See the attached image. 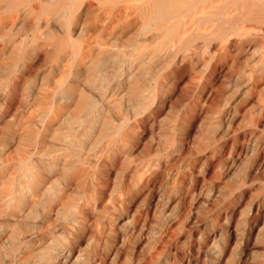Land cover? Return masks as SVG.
Listing matches in <instances>:
<instances>
[{"label":"rangeland","instance_id":"rangeland-1","mask_svg":"<svg viewBox=\"0 0 264 264\" xmlns=\"http://www.w3.org/2000/svg\"><path fill=\"white\" fill-rule=\"evenodd\" d=\"M36 2L37 0L24 2L20 5L22 8L19 6L20 9L13 10V13L0 10V264H110L113 259L115 262L111 264H252L263 261L264 238L254 240L258 229L264 224V205L259 208L258 220L254 223L248 239L245 231L251 202L255 200L258 203L264 196V143L261 142L264 123L256 127L249 117V113L255 109L252 106L255 101L249 99L247 105L241 102L244 100L240 96L242 91L236 85L241 80H229L217 73H211V63L207 64L209 67L205 65L200 55H207L202 41L199 42L201 38H188L187 27H181L178 32L169 35L168 27H147L145 15L137 13L131 17L122 14L119 16L117 10L123 4L111 7L90 0L88 6L87 2L79 3L71 15H56L51 12L54 3L49 0ZM171 21L168 22L169 25ZM180 41L184 42L183 47ZM179 44L182 53L179 51L177 54ZM188 47L195 49V52L198 50L196 53L199 55ZM180 53L185 58L180 57ZM199 57L202 58L200 61L197 60ZM215 87L219 90L213 89ZM234 91L238 92L230 99ZM222 93L225 97L219 100ZM157 94L159 96L156 97ZM216 95L218 98H215ZM208 101L213 102V107L217 108L211 106L210 109L209 104L204 106ZM240 102L243 105H239L237 111L235 106H228L224 111L223 106L221 107L224 103L234 105ZM138 103L141 108L133 105ZM133 108L137 111L139 109V112L135 113ZM144 108L147 109L146 112ZM209 109L210 112L207 111ZM69 121H74V124ZM121 122L124 128L121 127ZM257 149L263 154H257ZM121 152H125L124 155ZM254 155H258V158ZM146 158L152 162V169L157 171L150 170L153 177L150 212L145 221L146 230L144 227L141 233L133 231L131 235L130 228L133 227L134 230L135 226L138 229L140 223L124 228L122 223L125 218L112 221L113 214L108 215L111 211L106 207L111 205L112 198L121 190L122 181L132 183L131 179L138 175L140 164ZM127 159L133 162H128ZM51 161L53 164L49 166L53 168L50 169L46 164ZM75 161L81 163L77 166ZM28 162L29 166H34H31V173L28 174L30 176L24 177ZM72 167L75 169L72 172H76L75 175L71 172L73 177L69 175ZM90 168L93 170L89 172ZM33 174L37 180L32 178ZM103 179L109 183L108 186L103 185L106 183ZM26 182L30 183L29 189L25 186ZM36 182L39 187H36ZM56 186L62 190L59 191ZM30 188L39 190L34 192ZM99 188L104 189L105 196L102 195L99 201H94L93 196ZM63 189L66 192L64 197L61 196L65 195ZM29 192H32L31 195ZM51 195L57 196V199ZM141 197L142 193L136 194L129 203L125 214L128 219L139 210ZM164 209L171 212V217L163 219L159 215L160 210ZM81 212L84 216L87 213L86 219L82 218ZM79 222L82 225H78ZM96 224H99V228ZM87 225H91L92 229ZM165 231L167 232L164 233ZM151 233L157 235H153L155 240ZM99 234L102 235L100 238L97 236ZM135 234H140V240ZM124 237L132 238L128 241ZM132 239L136 240L133 242ZM56 241L60 242L61 248ZM94 242L97 246H94ZM128 242L130 246L125 245ZM53 243H57V246H53ZM161 244H165V248ZM49 252L54 253L52 255Z\"/></svg>","mask_w":264,"mask_h":264},{"label":"bare ground","instance_id":"bare-ground-1","mask_svg":"<svg viewBox=\"0 0 264 264\" xmlns=\"http://www.w3.org/2000/svg\"><path fill=\"white\" fill-rule=\"evenodd\" d=\"M27 1H29V0H0V10H1V12H3V11H11L12 13H13V10H17L18 9V7L22 4V3H24V2H27ZM50 2H52V3H54L55 5L52 7V9H51V12H55V14L57 13H60V14H66V15H71L73 12H74V10H75V8H76V6L79 4V3H83V2H87L86 3V5L87 4H89L90 3V0H49ZM95 1H97L98 3H100V4H105V5H110L111 7L113 6V5H117V4H123V5H121L120 7L121 8H119L118 10H117V12L120 14L119 16H132V15H135V14H137V13H139V14H142V15H145V17H146V26L147 27H149V26H152L154 29H159V28H169L170 30L168 31V33L167 34H169V35H171V34H175L176 32H178L177 30L179 29L180 30V28L181 27H187V30H189V33H188V38H191V37H198V38H201V40H199V39H197V40H199V42L200 41H202V45L203 46H205V48H206V53H207V55L204 53H202V54H200L201 55V57L204 59L203 61H204V64L205 65H207V64H209L210 65V63H211V67H212V72L211 73H217L219 76H224L226 79H229V80H231L230 78H233L234 80H237V79H240L241 80V82H239L238 84H236L237 85V87L239 86L241 89V95L240 96H242V99L244 98V100H241V102L242 103H245L246 104V102L249 100V99H254V103H253V101H252V103L253 104H255V105H253L252 104V106H254L255 107V109L253 110V111H251L250 113H249V117L250 118H252V121H253V123H254V125L256 126V127H259L262 123H264V0H95ZM37 2H38V0H37ZM36 2V3H37ZM48 2V1H47ZM32 3V2H31ZM43 3V2H42ZM93 3V2H92ZM35 4V3H34ZM44 4V3H43ZM51 5V4H50ZM92 5H94V3L92 4ZM25 6V5H24ZM43 6V5H42ZM83 6H85V5H83ZM88 6V5H87ZM87 6H86V8H87ZM90 6H91V4H90ZM21 7V6H20ZM34 7H36L37 8V5L35 4L34 5ZM50 7V6H49ZM22 8V7H21ZM27 8H28V6H27ZM36 8H34V9H36ZM20 9V8H19ZM18 9V10H19ZM47 9H48V7H47ZM47 9H45V10H47ZM81 9H82V7H81ZM83 10V9H82ZM85 10V9H84ZM83 10V11H84ZM115 10V9H114ZM31 11H32V9H31ZM80 11V10H79ZM82 11V12H83ZM86 11V10H85ZM10 12V13H11ZM45 12V11H44ZM44 12H43V14H44ZM4 13H7V12H4ZM19 13V12H18ZM56 14V15H57ZM76 14V13H75ZM74 14V15H75ZM82 14H84V12L82 13ZM122 14V15H121ZM42 15V14H41ZM53 15V14H52ZM108 15V14H107ZM45 16V15H44ZM82 16V15H81ZM138 16H140V15H138ZM62 17H64V15L62 16ZM67 17V16H66ZM102 17V16H101ZM109 17V16H108ZM7 18V17H6ZM5 18V19H6ZM56 18H58V17H56ZM60 19H61V17H59ZM65 18V17H64ZM72 18V17H71ZM70 18V19H71ZM80 18V17H79ZM103 18H105V17H103ZM102 18V19H103ZM101 19V18H100ZM106 19V18H105ZM105 19H104V21H105ZM108 19V18H107ZM127 19V18H126ZM3 20V19H2ZM20 20V19H19ZM63 20V19H62ZM66 20V19H65ZM116 20V19H115ZM140 20V19H139ZM172 20V21H171ZM8 21H9V19H8ZM101 21H103V20H101ZM169 21H171L172 23H171V25H169ZM10 22V21H9ZM17 22H18V20H17ZM69 22V21H68ZM8 23V22H7ZM11 23V22H10ZM103 23V22H102ZM111 23V22H110ZM119 23V22H118ZM1 24V23H0ZM101 24V23H100ZM99 24V25H100ZM105 23H103L102 25L103 26H105L104 25ZM115 24V23H114ZM2 25V24H1ZM142 25H144V24H142ZM141 25V26H142ZM7 26V25H6ZM63 26V25H62ZM101 26V25H100ZM110 26V25H109ZM112 26H113V24H112ZM136 26V25H135ZM134 26V27H135ZM75 27V26H74ZM74 27H73V29H74ZM92 27V26H91ZM96 27V26H95ZM123 27V25L122 26H120L119 28L121 29ZM133 27V26H132ZM118 27H117V31H119L120 29H119ZM138 28V27H137ZM146 28V27H145ZM167 28V29H168ZM92 29V28H91ZM102 29V28H101ZM119 29V30H118ZM133 29V28H132ZM131 29V30H132ZM135 29H136V27H135ZM141 29V28H140ZM139 29V30H140ZM166 29V30H167ZM107 30H108V28H107ZM130 30V31H131ZM126 31V30H125ZM145 31V30H144ZM156 31V30H155ZM159 31V30H158ZM157 31V32H158ZM163 31V30H162ZM74 32V31H73ZM137 32H139V31H137ZM140 32H141V30H140ZM149 32H150V30H149ZM154 32V31H153ZM160 32H161V30H160ZM83 33V32H82ZM123 33H125V32H123ZM148 33V32H147ZM152 33V32H151ZM159 33V32H158ZM186 33V34H187ZM75 34V33H74ZM80 34V33H79ZM99 34V33H98ZM154 35V34H153ZM160 36V35H159ZM186 36V35H185ZM169 37V36H168ZM172 37V36H171ZM71 39H72V37H71ZM184 39V38H183ZM186 39V38H185ZM165 41H166V38L164 39ZM164 40H163V42H164ZM73 41V40H72ZM76 41V40H75ZM185 41V40H184ZM196 41V40H195ZM194 41V42H195ZM85 42H86V40H85ZM181 42V45H182V47H183V43H182V41H180ZM197 42V41H196ZM172 43V42H171ZM86 44V43H85ZM87 44H88V42H87ZM170 44V43H169ZM168 44V45H169ZM84 45V44H83ZM167 45V46H168ZM175 45H177L176 43H175ZM180 45V44H179ZM178 45V46H179ZM181 45H180V49L177 51V54H178V52L181 50ZM132 46H133V44H132ZM156 46H158V45H156ZM197 46V45H196ZM176 47V46H175ZM197 47H200V45L199 46H197ZM81 48V47H80ZM83 48V47H82ZM81 48V49H82ZM189 48V47H188ZM194 48H195V46H194ZM201 48V47H200ZM78 49V48H77ZM80 49V50H81ZM154 49H155V47H154ZM159 49H161V47L159 48ZM159 49L157 50V51H159ZM163 49V48H162ZM171 49H174V48H171ZM190 49V48H189ZM193 48H191L190 50H192ZM198 49V48H197ZM185 50V49H184ZM183 50V51H184ZM195 49H193V51H194ZM200 50V49H199ZM129 51V50H128ZM156 51V50H155ZM157 51H156V53H157ZM198 51V50H197ZM196 51V52H197ZM181 52V51H180ZM195 52V51H194ZM195 52V54H197V55H199L198 53H196ZM199 52V51H198ZM202 52H203V50H202ZM134 53H135V51H134ZM159 53V52H158ZM157 53V54H158ZM182 53V52H181ZM181 53H180V57L182 56V55H184V54H182L181 55ZM156 54V55H157ZM187 54V52L185 53V55ZM188 54H190V51L188 52ZM191 54H192V52H191ZM163 55V54H162ZM165 55V54H164ZM131 56H132V54H131ZM177 56V55H176ZM189 56V55H188ZM160 57V56H159ZM183 57V56H182ZM187 57V56H186ZM190 57V56H189ZM188 57V58H189ZM198 57V56H197ZM130 58V57H129ZM167 58H168V56H167ZM183 58H185V57H183ZM202 58H200L199 57V59L197 58V60L198 61H200ZM99 59V58H98ZM151 59V58H150ZM187 59V58H186ZM77 60V59H76ZM132 60V59H131ZM156 60H157V58H156ZM176 60H177V58H176ZM189 60H190V58H189ZM197 61V63H199ZM151 62V61H150ZM174 62V61H173ZM101 63V62H100ZM130 63V62H129ZM201 63H203V62H201ZM190 64H192V63H190ZM180 65V64H179ZM203 65V64H202ZM175 66H177L178 67V65H175ZM193 66V65H192ZM208 66V65H207ZM132 67V66H131ZM202 67V66H201ZM209 67V66H208ZM182 68V67H181ZM205 68V67H204ZM176 70V69H175ZM181 70V69H180ZM183 70V69H182ZM132 71V70H131ZM136 71H138V70H136ZM201 71V70H200ZM205 71H207L206 69H205ZM211 71V70H210ZM78 72V71H77ZM141 72V71H140ZM173 72V71H172ZM208 72V71H207ZM206 72V73H207ZM133 73V72H132ZM204 73V72H203ZM78 74V73H77ZM126 74V73H125ZM138 74H140V73H138ZM132 75V74H131ZM134 75V74H133ZM204 75V74H203ZM202 75V76H203ZM119 76V75H118ZM205 76V75H204ZM216 76V75H215ZM208 77H211V76H209V74H208ZM207 77V78H208ZM132 78H133V76H132ZM203 78V77H202ZM205 78V77H204ZM206 79V78H205ZM211 79V78H210ZM223 79V78H222ZM204 80V79H203ZM224 80V79H223ZM19 82V81H18ZM209 83V82H208ZM217 83V82H216ZM232 83V82H231ZM210 84V83H209ZM225 84H228V82H225ZM205 85V84H204ZM222 85H224V84H222ZM219 86V85H218ZM217 86V87H218ZM230 86H231V84H230ZM233 86V85H232ZM234 86H235V84H234ZM12 87V86H11ZM205 87V86H204ZM220 87V86H219ZM218 87V88H219ZM223 88H224V86H222ZM221 87V89H223ZM226 87V86H225ZM236 87V86H235ZM234 87V88H235ZM238 87V88H239ZM104 88V87H103ZM213 89H216V87L215 88H213ZM207 90V89H206ZM216 90H219V89H216ZM224 90H225V88H224ZM233 90V89H232ZM239 90V91H240ZM17 91V90H16ZM201 92H205V91H201ZM215 92V91H214ZM217 92V91H216ZM220 92V91H219ZM225 92V91H224ZM235 92L236 91H234V95L232 94V98H230V99H233L234 97L233 96H235ZM238 92V91H237ZM237 92H236V94H237ZM208 93V92H207ZM156 94V93H155ZM154 94V95H155ZM201 94V93H200ZM206 94V93H205ZM228 94V93H227ZM11 95V94H10ZM9 95V96H10ZM218 95V94H217ZM217 95L215 96V98L217 97ZM226 95V94H225ZM157 96H159V94H157L156 95V97ZM207 96V95H206ZM210 96V95H209ZM219 96V95H218ZM221 96V97H220ZM220 96H219V100H220V98H222V97H225V96H223V93L222 94H220ZM237 96V95H236ZM13 97V96H12ZM11 97V98H12ZM201 98V97H200ZM208 98V97H207ZM213 98V96L211 97V100H213L212 99ZM214 98V99H215ZM218 98V97H217ZM241 98V97H240ZM63 99V98H62ZM155 99V98H154ZM158 99V98H157ZM156 99V100H157ZM204 99H206V98H204ZM210 99V98H209ZM226 99H229L228 97L226 98ZM229 99V100H230ZM151 100H152V98H151ZM207 100V99H206ZM206 100H203L204 102H206ZM216 101L218 100V99H215ZM215 100H214V102H215ZM225 100V99H224ZM235 100V99H234ZM238 100V99H237ZM130 101V100H129ZM149 101V100H148ZM203 101H202V103H203ZM226 102H227V100H225ZM238 101H240V100H238ZM251 101V100H250ZM128 102V101H127ZM138 102H140V101H138ZM218 102H221V101H218ZM217 102V104H220V103H218ZM223 102V101H222ZM235 102V101H234ZM237 102V101H236ZM239 103V104H234V105H231V104H228V103H224V104H222L221 105V107L223 108V111H224V109H226L228 106H235L234 107V109L237 111V110H239L238 108H239V105H241L242 103ZM132 103V102H131ZM145 103V102H144ZM151 103V102H150ZM201 103V104H202ZM213 103V102H212ZM211 102L209 103V101H208V103H204V106L205 105H207V104H209L210 105V107L212 106L213 107V104H212ZM216 103V102H215ZM214 103V104H215ZM153 104V103H152ZM212 104V105H211ZM216 104V105H217ZM249 104H251L250 102H249ZM248 104V105H249ZM132 105V104H131ZM133 105H138L136 108H141L139 105V103L138 104H133ZM142 105H143V103H142ZM141 105V106H142ZM145 105V104H144ZM209 105H208V108H209ZM216 105H214V106H216ZM243 105V104H242ZM247 105V104H246ZM87 106V105H86ZM89 106V105H88ZM91 106H94V105H92L91 104ZM146 106H147V104H146ZM145 106V107H146ZM219 106V105H218ZM51 108H52V106H50ZM58 107V106H57ZM63 107V106H62ZM95 107V106H94ZM121 107V106H120ZM132 107V106H131ZM134 107V106H133ZM212 107L210 108V109H212ZM245 107H247V106H245ZM55 108H56V106H55ZM92 108V107H91ZM135 108V107H134ZM134 108H133V110L132 111H135V113H137V112H139V109H138V111H137V109L136 110H134ZM147 108V107H146ZM207 108V109H208ZM213 108H215V107H213ZM216 108H217V106H216ZM215 108V109H216ZM241 108V107H240ZM243 108V107H242ZM248 108H250V106H248ZM252 108V107H251ZM147 109H149V108H147ZM147 109H145L144 108V110H145V112H146V110ZM210 109L209 110H207L208 112H210ZM214 109V110H215ZM229 109H231V107L229 108ZM233 109V110H234ZM141 110H143V109H141ZM220 110H221V108H220ZM232 110V109H231ZM231 110H229V111H231ZM49 111H52V109L51 110H49ZM90 111V110H89ZM222 111V112H223ZM245 111H248V110H246L245 109ZM250 111V110H249ZM45 112H46V110H45ZM144 112V111H143ZM228 112V111H227ZM135 113L133 114V115H135ZM148 113V112H147ZM213 113V112H212ZM215 113H216V110H215ZM225 113V112H224ZM223 113V114H224ZM229 113V112H228ZM246 113V112H245ZM244 113V114H245ZM49 114V113H48ZM131 114V115H132ZM139 114V113H138ZM141 114V113H140ZM146 114V113H145ZM144 114V115H145ZM149 114V113H148ZM147 114V115H148ZM151 114H152V112H151ZM214 114V113H213ZM223 114H222V116H223ZM227 114V113H226ZM239 114V113H238ZM132 115V116H133ZM142 115V114H141ZM143 115V116H144ZM215 115V114H214ZM219 115H221L220 113H219ZM139 116V115H138ZM149 116V115H148ZM225 116V115H224ZM247 115H245V117H246ZM49 117V116H48ZM131 117V116H130ZM216 117V116H215ZM221 117V116H220ZM232 117H233V115H232ZM249 117H247V119L249 118ZM85 118V117H84ZM96 118V117H95ZM102 118V117H101ZM128 118H129V115H128ZM135 118V117H134ZM142 118V117H141ZM140 118V119H141ZM153 118V117H152ZM151 118V119H152ZM227 118V117H226ZM234 118V117H233ZM49 119H50V117H49ZM133 119V118H132ZM222 119V118H221ZM91 120H92V118H91ZM124 120V119H123ZM127 120V119H126ZM130 120V119H129ZM135 120V119H134ZM144 120H148V119H145L144 118ZM249 121H250V119H248ZM46 121V120H45ZM78 121V120H77ZM125 121V120H124ZM123 121V122H124ZM221 121V120H220ZM220 121H218V122H220ZM44 122V121H43ZM51 122H54V120L53 121H51ZM50 122V123H51ZM70 123H71V121H69ZM74 122V121H73ZM71 123V124H74V123ZM101 122V121H100ZM99 122V123H100ZM123 122H121L122 123V126L121 127H123ZM135 122H137V121H135ZM140 122V121H139ZM147 122V121H146ZM96 123V122H95ZM128 123H130V122H128ZM127 123V124H128ZM221 123V122H220ZM232 123V122H231ZM57 124V123H56ZM92 124V123H91ZM143 124V123H142ZM145 124V123H144ZM224 124V123H223ZM50 125V124H49ZM121 125V124H120ZM129 125V124H128ZM128 125H126V126H128ZM139 125V124H138ZM117 126V125H116ZM119 126V125H118ZM125 126V125H124ZM135 126H137V125H135ZM140 126H142V125H140ZM68 127V126H67ZM255 127V128H256ZM115 128V127H114ZM119 128V127H118ZM117 128V129H118ZM124 128V127H123ZM136 128V127H135ZM140 128V127H139ZM226 128V127H225ZM120 129V128H119ZM118 129V130H119ZM122 129V128H121ZM126 129V128H125ZM128 129V128H127ZM136 129H138V128H136ZM143 129V128H142ZM262 129H264V128H262ZM124 130V129H123ZM144 130H145V128H144ZM122 131V130H121ZM126 131V130H125ZM72 132V131H71ZM70 132V133H71ZM74 132V131H73ZM132 132V131H131ZM69 133V132H68ZM136 132H134V134H135ZM60 134V133H59ZM140 134V133H139ZM74 136V135H73ZM121 136V135H120ZM134 137V136H133ZM73 138V137H72ZM123 138V137H122ZM121 138V139H122ZM135 138V137H134ZM222 138V137H221ZM120 139V138H119ZM138 139V138H137ZM140 139V138H139ZM262 141L261 142H263L264 143V135H263V137H262ZM66 141H68V140H66ZM119 141H121V140H119ZM130 141V140H129ZM134 141V140H133ZM256 141V140H255ZM112 142V141H111ZM121 142H123V141H121ZM120 142V143H121ZM110 143V142H109ZM138 143V142H137ZM128 145H130V144H128ZM136 145V144H135ZM255 145V144H254ZM257 145V144H256ZM264 145V144H263ZM263 145L262 146H260L261 148L263 147ZM123 146V145H122ZM115 147V146H114ZM120 147V146H119ZM124 147V146H123ZM113 148V147H112ZM127 148V147H126ZM125 148V149H126ZM122 149V147L120 148V150ZM128 149V148H127ZM126 149V150H127ZM259 149V148H258ZM257 149V150H258ZM110 150H111V148H110ZM106 151V150H105ZM255 151V150H254ZM259 151L260 150H258L257 151V154H260L259 153ZM117 152V151H116ZM126 152V151H125ZM124 152V153H125ZM131 152V151H130ZM241 152V151H240ZM256 152V151H255ZM263 152V151H262ZM261 152V153H262ZM77 153V152H76ZM122 153V152H121ZM124 153H122L123 155H124ZM55 154V153H54ZM103 154V153H102ZM116 154V153H115ZM120 154V153H119ZM252 154V153H251ZM263 154V153H262ZM262 154H260V155H262ZM108 155H109V153H108ZM112 156L114 155V154H111ZM121 155V154H120ZM122 155V156H123ZM130 155V154H129ZM133 155V154H132ZM131 155V156H132ZM150 155V154H149ZM256 155V154H255ZM254 155V157H256ZM107 156V155H106ZM111 156V157H112ZM119 156V155H118ZM118 156H117V158H118ZM126 156V155H125ZM101 157H103V156H101ZM109 157V156H108ZM114 157H115V155H114ZM134 157V156H133ZM142 157V156H141ZM146 157V156H145ZM144 157V158H145ZM236 157V156H235ZM83 158V157H82ZM86 158V157H85ZM106 158V157H105ZM121 158V157H120ZM127 158V157H126ZM129 158V157H128ZM136 158V157H135ZM135 158H133V159H135ZM153 158V157H152ZM256 158H258V155H257V157ZM255 158V159H256ZM53 159H54V157H53ZM77 159H79V158H77ZM76 159V161H78ZM99 159V158H98ZM104 159V158H103ZM130 159V158H129ZM129 159H127V161L128 162H130L131 160H129ZM140 159H142V158H140ZM147 160L146 161H148V158H146ZM97 160V159H96ZM95 160V161H96ZM112 160V159H111ZM114 160V159H113ZM118 160V162H119V159H117ZM124 160V159H123ZM139 160V159H138ZM143 161H144V159H142ZM151 160V159H150ZM157 160V159H156ZM261 160H263L262 158H261ZM55 161V163H56V160H54ZM64 161V160H63ZM75 161V162H76ZM88 161H89V159H88ZM93 161V160H92ZM115 161V160H114ZM142 162V165L140 164V166H141V168H139L140 170H139V173H138V175L137 176H135V178L134 179H131L132 180V183H130L129 184V182L126 180V181H122L121 183L122 184H120V185H122L121 186V190L119 191V192H116L117 194L112 198V201H111V205H108V207H106V208H108L110 211H111V214L109 213H107L108 215H112V221H114V220H119V221H121V220H123L124 218H125V220H124V222L122 223V225H123V227L125 228L126 226L127 227H130L131 225H133V224H139L140 223V225H138L137 227H138V229L136 228L135 229V226H134V230H133V227H131L130 229H131V235H132V232L134 231H136L137 233H141L142 231L141 230H143V228L145 227V225H147L146 223H145V221H146V219H147V217H149V208H150V201L152 200V173H151V171L150 170H154V168L152 169V167H154V166H152L153 164H151L152 162L151 161H148V162ZM26 162V161H25ZM25 162H22V163H25ZM47 162V161H46ZM50 162V161H49ZM58 162V161H57ZM72 162V161H71ZM80 163H81V161H79ZM86 162V161H85ZM107 162V161H106ZM113 162V161H112ZM123 162V161H122ZM131 162H133V161H131ZM261 162H263V161H261ZM22 163H20L21 165V167H23L22 166ZM76 163H78V162H76ZM80 163H78L77 164V166L80 164ZM97 163V162H96ZM95 163V164H96ZM100 163V162H99ZM102 163V162H101ZM117 162H115V164H116ZM138 163V162H137ZM154 163V162H153ZM29 162L27 163V168H26V166H25V170H24V174H25V176L24 177H26L28 174H30L31 173V166L33 165V164H31V166H29ZM44 164H46V163H44ZM51 164H53V162L51 161V163H49L48 165L46 164V166H51ZM72 164H74V163H72ZM71 164V165H72ZM83 164V163H82ZM81 164V165H82ZM88 164V163H87ZM86 164V165H87ZM92 164V163H91ZM126 164H127V162H126ZM132 164H134V163H132ZM135 164H136V161H135ZM25 165H26V163H25ZM75 165V164H74ZM73 165V166H74ZM98 165H100V164H98ZM130 165V164H129ZM128 165V166H129ZM165 165H167V164H165ZM164 165V166H165ZM19 166V167H20ZM34 166V165H33ZM45 166V167H46ZM49 166V168L51 169V168H53V166L52 167H50ZM70 166V165H69ZM104 167H105V165H103ZM118 166V165H117ZM133 166V165H132ZM136 167L138 166V164H136L135 165ZM177 166V165H176ZM254 166V165H253ZM257 166V165H256ZM80 167H82V166H80ZM86 167V166H85ZM101 167V166H100ZM134 167V166H133ZM161 167V166H160ZM259 167H260V165H259ZM258 167V168H259ZM48 168V167H47ZM47 168H45V169H47ZM64 168V167H63ZM66 168V167H65ZM73 168V167H72ZM83 168H84V166H83ZM137 168V169H138ZM179 168V167H178ZM253 168V167H252ZM251 168V169H252ZM256 168V167H255ZM24 169V168H23ZM33 169V168H32ZM85 169V168H84ZM92 168H90L89 169V172H90V170H91ZM116 169V168H115ZM160 169V168H159ZM34 170H36V169H34ZM33 170V171H34ZM72 170H75L74 168L73 169H71V171H70V176H72L71 175V172H72ZM93 170V169H92ZM95 170H96V168H95ZM100 169H98V171H99ZM105 170V169H104ZM127 170V169H126ZM128 170H129V167H128ZM131 170V169H130ZM136 170V169H135ZM156 170V169H155ZM154 170V171H155ZM163 170V169H162ZM179 170V169H178ZM182 170H184V169H182ZM256 170V169H255ZM260 170V169H259ZM37 171V170H36ZM88 171V170H87ZM98 171L96 172V173H98ZM137 171V170H136ZM147 171H150V173L148 172L147 173ZM252 171H254V170H252ZM257 171V170H256ZM35 172V171H34ZM45 172V171H44ZM74 172V171H73ZM72 172V173H73ZM78 172V171H77ZM123 172H127V171H123ZM132 172V171H131ZM135 172V171H134ZM155 172H157V171H155ZM159 172V171H158ZM181 172V171H180ZM184 172V171H183ZM19 173H21L22 175H24L23 173H22V171H20ZM68 173V172H67ZM76 173V172H75ZM75 173H73L74 175H75ZM79 173V172H78ZM88 173V172H87ZM168 173V172H167ZM250 173V172H249ZM38 174V173H37ZM36 173H35V175H37ZM57 174V173H56ZM88 174H91V173H88ZM94 174V173H93ZM124 174V173H123ZM131 174V173H130ZM132 174H134V173H132ZM136 174V173H135ZM154 174V173H153ZM163 174V173H162ZM181 174V173H180ZM252 174V173H251ZM250 174V175H251ZM254 174V173H253ZM34 174L33 175H31L32 176V178L35 176ZM38 175H40V174H38ZM83 175V174H82ZM95 175V174H94ZM104 175V174H103ZM124 175H127V173L126 174H124ZM128 175H129V173H128ZM30 175H28V177H29ZM62 176H63V174H62ZM65 176V175H64ZM69 176V177H70ZM154 176V175H153ZM157 176H159V175H157ZM184 176V175H183ZM23 177V178H24ZM73 177V176H72ZM88 177H90L89 175H88ZM95 177V176H94ZM252 177V176H251ZM35 178V177H34ZM64 178V177H63ZM74 178H75V176H74ZM133 178V177H132ZM168 178V177H167ZM177 178V177H176ZM248 178H250V177H248ZM247 178V179H248ZM27 179V178H26ZM26 179H25V181H26ZM29 179V178H28ZM77 179V178H76ZM76 179H74V181L76 180ZM96 179V178H95ZM101 179V178H100ZM125 179H127V178H125ZM255 179V178H254ZM253 179V180H254ZM34 180H37V178H35ZM39 180H41V179H39ZM43 180V179H42ZM46 180V179H45ZM62 180V179H61ZM72 180V179H71ZM104 180V179H103ZM129 180V179H128ZM172 180V179H171ZM182 180H184V179H182ZM246 180V179H245ZM252 180V179H251ZM250 180V181H251ZM29 181V180H28ZM63 181V180H62ZM68 181V180H67ZM73 181V180H72ZM89 181V180H88ZM93 181V180H92ZM92 181H90L91 183H92ZM96 181V180H95ZM94 181V182H95ZM105 181V180H104ZM249 181V182H250ZM43 182V181H42ZM61 182V181H60ZM106 183H102L103 185H107L108 186V182L107 181H105ZM113 182V181H112ZM35 183V182H34ZM33 182H32V184H34ZM65 183H66V181H65ZM65 183H63V185L65 184ZM68 183V182H67ZM71 182H69V184H70ZM73 183V182H72ZM71 183V184H72ZM90 183V184H91ZM101 183H99V184H101ZM108 183V184H107ZM154 183V182H153ZM28 184H30L29 182H28ZM28 184H27V182H26V185L25 186H27V188H28ZM43 184V183H42ZM42 184H40L41 186H42ZM57 183H55V185H56ZM97 184V183H96ZM155 184V183H154ZM44 185H46L45 183H44ZM54 185V186H55ZM60 185V184H59ZM105 185V186H106ZM120 185H119V187H120ZM22 186V185H21ZM20 186V187H21ZM34 186V185H33ZM38 186V184H37V182H36V187ZM60 186H62V185H60ZM65 186V185H64ZM72 186V185H71ZM74 186V185H73ZM91 186H93V184L91 185ZM29 187H31L30 185H29ZM39 187V186H38ZM57 187V186H56ZM56 187H55V189H56ZM97 187V186H96ZM118 187V188H119ZM34 189H35V187H33ZM58 189H59V187H57ZM62 188H66V187H63L62 186ZM72 188V187H71ZM93 188H95V187H93ZM117 188V189H118ZM26 189V188H25ZM29 189V188H28ZM30 189H32V188H30ZM34 189H32V191H34V192H37L36 190L38 189V188H36V190H34ZM47 189V188H46ZM52 189H54V188H52ZM51 189V190H52ZM54 189V190H55ZM64 189H63V191H64ZM100 189V188H99ZM159 189V188H158ZM39 190V189H38ZM50 190V191H51ZM62 189H61V187H60V189H59V191H61ZM110 190V189H109ZM194 190V189H193ZM24 191V190H23ZM31 191V190H30ZM48 191H49V187H48ZM56 191H57V189H56ZM59 191H57V196H59ZM68 189H67V193H68ZM190 191V190H189ZM192 191V190H191ZM190 191V192H191ZM52 192V191H51ZM55 192V191H54ZM53 192V193H54ZM65 192V191H64ZM64 192H62V193H64ZM106 192V191H105ZM25 193V192H24ZM32 193V192H31ZM31 193L29 192V194L31 195ZM94 193V192H93ZM96 193V195L95 196H93V197H95V199H93L94 201H99V199H100V197L102 196V195H104L105 196V194H104V189L103 188H101L100 190H98V192H95ZM107 193H109V192H107ZM139 193H142V197H141V204H140V206H139V210H136L133 214H129L130 215V218L128 219L126 216H125V214L127 213V208H128V205H129V203L132 201V199H133V197L136 195V194H139ZM193 193V192H192ZM26 194V193H25ZM36 195L37 193H33V195ZM189 194V193H188ZM191 194V193H190ZM21 195H22V193H21ZM60 195H61V192H60ZM192 196H194V194H191ZM190 195V196H191ZM263 195V194H262ZM52 196V195H51ZM57 196H52V198H54V199H57ZM61 196H66V192H65V195L63 194V195H61ZM113 196V195H112ZM260 196V195H259ZM139 197V196H138ZM156 197V196H155ZM163 197V196H162ZM19 198V197H18ZM23 198V197H22ZM60 198H62V197H60ZM105 198V197H104ZM195 198V197H194ZM157 199H159V200H161L160 198H157ZM163 199V198H162ZM19 200V199H18ZM22 200V199H21ZM93 200H92V202H93ZM101 200H102V198H101ZM100 200V201H101ZM104 200V199H103ZM106 200V199H105ZM159 200H158V202H159ZM167 200V199H166ZM14 201V200H13ZM12 201V202H13ZM87 201H88V199H87ZM90 201V200H89ZM125 201V202H124ZM12 202H10V203H12ZM34 202V201H33ZM60 203V202H59ZM94 203V202H93ZM97 203H99V202H97ZM168 203V202H167ZM87 204V203H86ZM152 204V203H151ZM161 205L162 206H164L162 203H161ZM160 205V206H161ZM264 205V196H262V198L260 199V202H255V200L253 201V202H251V204H250V206H249V210H248V217H247V222H248V226H247V228H246V231H245V234H247V239L250 237V232H251V229H252V227H253V225H254V223L258 220L257 219V214H259V208H261L262 206ZM11 206H12V204H11ZM95 206H96V204H95ZM94 206V207H95ZM130 206V205H129ZM158 206V205H157ZM165 206H167L166 204H165ZM54 207V206H53ZM71 207V206H70ZM84 207V206H83ZM88 207H89V205H88ZM152 207H153V205H152ZM73 208V207H72ZM85 208H87V207H85ZM105 208V210H107ZM162 208V207H161ZM168 208V207H167ZM49 209H51V207H49ZM53 209V208H52ZM57 208L55 207V210H56ZM60 209V208H59ZM64 209V208H63ZM66 209V208H65ZM69 209V208H68ZM151 209H153V208H151ZM46 210V209H45ZM67 210V209H66ZM78 210V209H77ZM76 210V211H77ZM109 210H107V212L109 211ZM168 210V209H167ZM167 210L166 209H164V210H160V214L159 215H161L162 216V218L163 219H165V218H167V217H169L170 216V211H168L167 212ZM171 210V209H170ZM51 211V210H50ZM69 211H71V210H69ZM109 211V212H110ZM153 211V210H152ZM32 212V211H31ZM52 212H54L55 213V211H54V209H53V211ZM59 212V211H58ZM66 212V211H65ZM67 212H68V210H67ZM80 212V211H79ZM86 212H88V211H86ZM90 212V211H89ZM262 212H264V211H262ZM57 213V212H56ZM62 213V212H61ZM82 213V212H81ZM91 213V212H90ZM132 213V212H131ZM50 214V213H49ZM59 214V213H58ZM83 214V216H82V218H85L86 216H87V213L85 214V216H84V213H82ZM82 214H80V215H82ZM93 214V213H92ZM91 214V217L93 216ZM32 215V214H31ZM47 215V214H46ZM64 215V214H63ZM172 215V214H171ZM78 216V215H77ZM152 216V215H151ZM259 216V215H258ZM65 217V216H64ZM81 217V216H80ZM111 217V216H110ZM157 217V216H156ZM171 217V216H170ZM61 218V217H60ZM79 218V217H78ZM81 219V218H80ZM86 219V218H85ZM92 219H93V217H92ZM150 219V218H149ZM160 219V218H159ZM162 219V220H163ZM174 219V218H173ZM64 220H65V218H64ZM82 220V219H81ZM81 220H79L78 219V221H81ZM89 220H91V219H89ZM101 220V219H100ZM106 220V219H105ZM157 220V219H156ZM161 220V221H162ZM168 220V219H167ZM99 221V220H98ZM104 221V220H103ZM158 221V220H157ZM163 221H165V220H163ZM176 221V220H175ZM116 222V221H115ZM85 223H87L86 221H85ZM92 223H94V222H92ZM97 223H99V222H97ZM101 223V222H100ZM103 223V222H102ZM148 223V222H147ZM164 223V222H163ZM79 224H81L80 222L78 223V225ZM88 224V223H87ZM90 224V223H89ZM95 224V223H94ZM109 224L110 223H108V226H109ZM111 224H113V223H111ZM82 225V224H81ZM80 225V226H81ZM93 225V224H92ZM97 225V227L99 226V224H96ZM101 225V224H100ZM240 225V224H239ZM84 227H85V225H83ZM88 226V225H87ZM91 226V225H90ZM90 226H88V227H90ZM93 226H95V225H93ZM111 227H112V225H110ZM120 227H122V226H120ZM122 227V228H123ZM246 227V226H245ZM30 228V227H29ZM79 229L81 228V227H78ZM91 229H92V227H90ZM89 228V229H90ZM99 228V227H98ZM100 228H102V226L100 227ZM104 228V227H103ZM110 228V227H109ZM113 228H115V227H113ZM113 228H112V230L111 231H113ZM121 228V229H122ZM148 228H149V226H148ZM150 228H152V227H150ZM243 228V227H242ZM255 228V227H254ZM77 229V228H76ZM78 229V230H79ZM90 229V230H91ZM93 229H94V227H93ZM105 229V228H104ZM153 229V228H152ZM168 229V228H167ZM167 229H165V230H167ZM83 230V229H82ZM96 230V229H95ZM99 230V229H98ZM101 230V229H100ZM124 230V229H123ZM145 230H146V227H145ZM244 230V229H243ZM87 231H88V229H87ZM105 231V230H104ZM107 231V230H106ZM105 231V232H106ZM116 231V230H115ZM119 231V230H118ZM129 231V230H128ZM159 231V230H158ZM80 232V231H79ZM82 232V231H81ZM93 232H94V230H93ZM102 232H103V230H102ZM101 232V233H102ZM124 232H126V230L124 231ZM150 232V231H149ZM152 232V231H151ZM153 232H156V231H154L153 230ZM152 232V233H153ZM163 232V231H162ZM167 231H165L164 233H166ZM168 232H169V230H168ZM104 233V232H103ZM129 233V232H128ZM151 233V234H152ZM161 233V232H160ZM160 233H158V234H160ZM172 233V232H171ZM254 233V232H253ZM74 234V233H73ZM76 234V233H75ZM78 234V233H77ZM95 234H96V232H95ZM112 234V233H111ZM118 234V233H117ZM121 234V233H120ZM123 234V233H122ZM130 234V233H129ZM150 234V233H149ZM167 234H169V233H167ZM64 235V234H63ZM66 235V234H65ZM68 235H70V234H68ZM114 235H116V233H114ZM113 235V236H114ZM126 235H127V232H126ZM130 235V236H131ZM137 234H135V236H136ZM139 235L140 234H138L137 236L139 237ZM143 235V234H142ZM154 234H152V236H153ZM156 235V234H155ZM154 235V236H155ZM172 236H173V234H171ZM255 235V234H254ZM73 235H71V237H72ZM81 236V235H80ZM98 237L100 236V234L99 235H97ZM102 236V235H101ZM100 236V237H101ZM112 236V237H113ZM129 236V235H128ZM153 236V237H154ZM157 236V235H156ZM160 236V235H159ZM164 236V235H163ZM166 236V235H165ZM256 238H255V240L254 241H256L257 240V238H259V239H263L264 238V224L263 225H261L260 226V228L258 229V231H257V233H256ZM60 237V236H59ZM99 237V238H100ZM111 237V238H112ZM116 237V236H115ZM120 237V236H119ZM127 237V236H126ZM141 237V236H140ZM140 237H139V240H140ZM149 237H151V236H149ZM171 237V236H170ZM64 238V237H63ZM62 238V239H63ZM78 238V237H77ZM123 238V237H122ZM125 238V237H124ZM130 238H132V237H129V239H126L125 238V240H130ZM134 238H136V237H134ZM133 238V239H134ZM146 238V237H145ZM163 238H165V237H163ZM166 238H169V237H166ZM21 239V238H20ZM62 239H60V241L62 240ZM68 239V238H67ZM74 239V238H73ZM76 239V238H75ZM96 239V238H95ZM119 239V238H118ZM133 239H132V241H133ZM150 239V238H149ZM160 239V242L162 241L161 240V237L159 238ZM59 240V239H58ZM71 240V239H70ZM122 240H124V239H122ZM136 240V239H135ZM134 240V241H135ZM146 240H147V238H146ZM151 240V239H150ZM154 240H155V237H154ZM153 240V241H154ZM171 241H172V239H170ZM169 240V241H170ZM98 241H99V239H98ZM97 241V242H98ZM118 241V240H117ZM120 241H121V238H120ZM131 241V242H132ZM133 241V242H134ZM166 241V240H165ZM262 241H264V240H262ZM261 241V242H262ZM57 242V241H56ZM69 242V241H68ZM71 242V241H70ZM112 242V241H111ZM116 242V241H115ZM121 242H123V241H121ZM125 242V241H124ZM137 242H139V241H137ZM155 242V241H154ZM195 242V241H194ZM58 243V242H57ZM57 243H53L52 245L53 246H57L56 244ZM60 243V242H59ZM58 243V245H59V247H60V244ZM63 243V242H62ZM66 243V242H65ZM95 243V242H94ZM100 242H98L97 244H99ZM117 243V242H116ZM152 243V242H151ZM158 243V242H157ZM165 243H167V245H169L168 243V241H166ZM64 244V243H63ZM66 244H68V243H66ZM70 244V243H69ZM96 244V243H95ZM94 244V246H97V244L95 245ZM107 244V243H106ZM119 244H121V243H119ZM129 244V242L128 243H126L125 245H128ZM155 244V243H154ZM159 244V243H158ZM240 244V243H239ZM261 244V243H260ZM93 245V244H92ZM91 245V246H92ZM100 245V244H99ZM98 245V246H99ZM124 245V244H123ZM124 245V246H125ZM146 245H147V242H146ZM145 245V246H146ZM160 245V244H159ZM162 245V244H161ZM164 245L165 244H163L162 246L164 247ZM166 245V248L168 247ZM258 245V244H257ZM62 246V245H61ZM105 246L106 245H104V248H105ZM128 246H130V245H128ZM152 246H153V244H152ZM171 246V245H170ZM173 246V245H172ZM260 246V245H259ZM52 247V246H51ZM66 247V246H65ZM72 247V246H71ZM74 247V246H73ZM100 247V246H99ZM120 247V246H119ZM132 247V246H131ZM162 247V248H163ZM57 249L58 247H54V249ZM61 248V247H60ZM60 248H59V250H60ZM95 249L97 248V247H94ZM147 248H148V246H147ZM155 248V247H154ZM154 248H152V249H154ZM158 248V247H157ZM165 248V247H164ZM163 248V249H164ZM46 249H48V248H46ZM65 249V248H64ZM93 249V248H92ZM131 249V248H130ZM152 249L150 250V251H152ZM160 249V248H159ZM168 249V248H167ZM170 249V248H169ZM251 249V248H250ZM261 249V248H260ZM49 250V249H48ZM71 250V249H70ZM118 250V249H117ZM116 250V251H117ZM148 250V249H147ZM161 250V249H160ZM50 251V250H49ZM53 251H56V250H53ZM61 251V250H60ZM116 251L115 252H113L114 254L116 253ZM149 251V252H150ZM155 252H156V250H154ZM165 251V250H164ZM46 252V251H45ZM44 252V253H45ZM97 252V251H96ZM155 252H154V255H155ZM169 252H170V250H169ZM172 252V251H171ZM170 252V253H171ZM54 253V252H53ZM53 253H50L49 252V254H52L53 255ZM80 253H81V251H80ZM95 253V252H94ZM253 253V252H252ZM60 254V253H59ZM67 254V253H66ZM68 254H71V253H69L68 252ZM97 254V253H96ZM149 254V253H148ZM156 254H158V253H156ZM164 254V253H163ZM166 254V253H165ZM167 254H168V252H167ZM44 255V254H43ZM47 255V254H46ZM262 255H263V253H262ZM41 256V255H40ZM45 256V255H44ZM43 256V257H44ZM48 256V255H47ZM51 256V255H50ZM79 256V255H78ZM113 256V255H112ZM111 256V257H112ZM150 256L152 257L153 255H152V252H151V254H150ZM150 256H148V257H150ZM80 257V256H79ZM98 257V256H97ZM116 257V256H115ZM150 257V258H151ZM41 258V257H40ZM129 258V257H128ZM150 258H149V260H150ZM155 258V256L153 257V259ZM42 259V258H41ZM54 259H55V256H54ZM66 260H67V258H65ZM76 259H78V257L76 258ZM81 259H82V257H81ZM113 259V258H112ZM112 259H110V260H112ZM152 259V260H153ZM263 258H261V260H262ZM43 260V259H42ZM50 260V259H49ZM65 260V261H66ZM79 260V259H78ZM78 260H77V262H78ZM83 260V259H82ZM98 260V259H97ZM51 261V260H50ZM63 261V260H62ZM101 261H103V260H101ZM113 261H114V259H113ZM112 261V262H113ZM252 261V260H251ZM253 261H254V259H253ZM64 262V261H63ZM100 262V261H99ZM112 262H110V264L112 263ZM115 262V261H114ZM259 262V261H258ZM258 262H256V263H252V264H264V260L263 261H260V263H258ZM67 263V262H66ZM82 263V262H81ZM102 262H100V264H101ZM147 263V262H146ZM84 264V263H83ZM86 264V263H85ZM138 264V263H137ZM141 264V263H140ZM144 264H145V262H144Z\"/></svg>","mask_w":264,"mask_h":264}]
</instances>
